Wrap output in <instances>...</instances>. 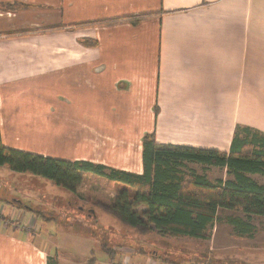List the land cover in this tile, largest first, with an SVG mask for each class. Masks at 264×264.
<instances>
[{"label":"crops","instance_id":"obj_1","mask_svg":"<svg viewBox=\"0 0 264 264\" xmlns=\"http://www.w3.org/2000/svg\"><path fill=\"white\" fill-rule=\"evenodd\" d=\"M246 129L264 139V0H0L4 147L141 174L144 134L228 152ZM2 201L0 264L104 253L98 229L88 237L67 214ZM129 255L127 264H169Z\"/></svg>","mask_w":264,"mask_h":264},{"label":"trees","instance_id":"obj_2","mask_svg":"<svg viewBox=\"0 0 264 264\" xmlns=\"http://www.w3.org/2000/svg\"><path fill=\"white\" fill-rule=\"evenodd\" d=\"M147 17L141 15L115 21L137 24ZM89 45L94 47L96 42ZM141 147V174L89 161L42 157L4 147L1 140L0 165L11 171L42 177L72 193L79 189L83 176L87 175L117 185L112 203L101 204L100 208L141 236L155 231L161 236L208 240L220 210L239 211L247 219L264 217V186L249 176L257 174L264 177V139L251 135L249 129L243 137L234 135L228 152L160 143L154 132L143 135ZM193 163L225 168L228 178L210 181L205 174L191 168ZM229 221L239 235H249L253 229L242 219L229 218ZM100 244L110 264H113V249ZM143 253L161 263L179 264L168 252L152 250ZM94 262L91 258L86 264Z\"/></svg>","mask_w":264,"mask_h":264},{"label":"rangeland","instance_id":"obj_3","mask_svg":"<svg viewBox=\"0 0 264 264\" xmlns=\"http://www.w3.org/2000/svg\"><path fill=\"white\" fill-rule=\"evenodd\" d=\"M191 168L205 174L213 182L227 179L226 172L220 168H209L205 172L203 165H191ZM251 178L264 186V177L254 174ZM117 190V185L87 175L83 176L79 189L72 193L42 177L11 171L0 165L1 200L19 202L27 209L42 211L47 217L67 214V224L78 223L76 231L88 237H92L93 230L98 229V232H94L96 243L99 241L106 247H121L122 253L118 259L123 263L130 260L129 250L137 249L142 253L152 250L168 252L172 260L179 264H264V217L252 216L247 219L239 211L220 210L208 240L161 236L155 231L141 236L100 208L101 204L112 203ZM5 202L2 201L1 205ZM229 218L249 222L253 227L251 233L239 235ZM92 257L98 264L106 262V256L101 251L94 250ZM150 259L156 260L153 257Z\"/></svg>","mask_w":264,"mask_h":264},{"label":"built area","instance_id":"obj_4","mask_svg":"<svg viewBox=\"0 0 264 264\" xmlns=\"http://www.w3.org/2000/svg\"><path fill=\"white\" fill-rule=\"evenodd\" d=\"M154 262H152L151 264H153ZM120 264H121V262H120ZM124 264H127V263H124Z\"/></svg>","mask_w":264,"mask_h":264}]
</instances>
